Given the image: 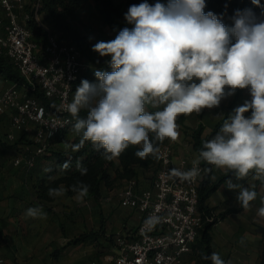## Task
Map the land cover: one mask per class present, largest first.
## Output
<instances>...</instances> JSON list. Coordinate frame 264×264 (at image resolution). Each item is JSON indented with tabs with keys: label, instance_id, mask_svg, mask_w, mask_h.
<instances>
[{
	"label": "clouds",
	"instance_id": "obj_1",
	"mask_svg": "<svg viewBox=\"0 0 264 264\" xmlns=\"http://www.w3.org/2000/svg\"><path fill=\"white\" fill-rule=\"evenodd\" d=\"M251 3L264 8L260 0ZM205 8L206 0H143L130 5L124 18L132 27L92 46L100 57H110L106 63L111 71L96 70L95 82L81 80L67 104L73 131L80 137L72 148L77 151L90 142L111 161L136 146L137 158L158 160L165 140L180 139L178 118L218 108L237 90L248 89L251 99L222 116L218 131L202 141L193 166L173 168L170 176L191 183L203 173L215 181L210 174L222 170L225 188L236 192L239 206L249 210L258 197L255 182L264 185V10L257 15L252 8L236 9L229 16L227 4L219 15ZM69 167L70 161H65L61 170ZM76 167L82 176L87 174L80 162ZM71 191L82 202L89 186L78 181ZM65 192L64 186L48 189L53 198ZM24 215L47 219L39 206ZM257 215L264 218V196ZM162 222L161 216L151 214L145 225L155 228ZM239 243L243 245L244 238ZM201 258L210 264H232L217 252Z\"/></svg>",
	"mask_w": 264,
	"mask_h": 264
},
{
	"label": "built area",
	"instance_id": "obj_2",
	"mask_svg": "<svg viewBox=\"0 0 264 264\" xmlns=\"http://www.w3.org/2000/svg\"><path fill=\"white\" fill-rule=\"evenodd\" d=\"M27 4L24 0H0V54L9 58L25 80L24 89L15 84L0 86V117L9 116L8 140L14 141L16 134H33L32 155L20 154L13 161L15 166L30 170L37 156L48 154L55 136L75 123L66 110L72 101V83L89 65L77 46L61 42L57 33L41 21L39 0L31 4V11ZM31 19L46 32L44 44L28 27ZM37 88L46 98L54 99L53 109L28 94V90ZM160 149V159H156L146 188L137 178H131L103 198L106 202L114 199L120 207L139 214L132 235L114 234L116 254L107 264H182L192 251L203 221H213L212 216L204 218L197 209L203 173L191 183L170 176L173 168L190 169L195 159L185 155L176 158L170 141ZM199 167L203 169L201 164ZM151 214L163 218L155 228L145 225Z\"/></svg>",
	"mask_w": 264,
	"mask_h": 264
},
{
	"label": "crops",
	"instance_id": "obj_3",
	"mask_svg": "<svg viewBox=\"0 0 264 264\" xmlns=\"http://www.w3.org/2000/svg\"><path fill=\"white\" fill-rule=\"evenodd\" d=\"M91 3L96 10L94 3L88 1L84 3L79 13ZM105 28L109 32L108 28ZM35 37L40 42L37 34ZM10 84L0 79L1 87ZM198 122L196 114L195 126L186 128V134H191ZM10 127L8 114H3L0 117V264H61V261H58L59 255L54 261L49 255L44 256L43 252H48L52 245L63 243L62 241H67L65 247L86 248L85 252L67 259L64 264H107L109 258L116 254L115 243H111L108 236L113 235L116 230H122L121 233L125 235H132L138 225V212L120 207L116 201L106 202L103 198L106 191L110 190L107 188H103L97 201L87 195L82 202H77L75 195L69 196L65 192L60 198L55 197L52 202H39L34 196V183L45 175L52 164L42 156H37V163L31 171L25 170L22 166H15L13 161L18 155H32L33 145L25 143L31 141L33 134L30 132L16 134V141H10L6 136ZM208 134L205 127L203 135ZM180 140L181 137L177 141L179 146H174L175 157L185 155L196 159V153L192 150L188 155ZM222 174H224L222 170L215 169L212 173L217 178ZM141 179L144 181L141 187L146 188L149 185V175L144 173L140 176V185ZM248 183L245 181L246 186ZM255 183L258 197L252 202V207L249 210L242 209L226 214L211 230L213 251L219 253L225 261L231 260L232 264H264V261L261 263L264 251V218L257 215L260 196H264V185ZM236 195V192L225 188L223 181L208 199V204L215 208L216 214L225 212L228 208H238ZM37 206L42 207L47 213L46 220L25 217L24 213L28 208ZM100 209L103 211L102 215ZM101 228L103 233L98 234L96 239L91 236L83 242L69 244L77 236ZM241 238L245 240L243 245L239 243ZM95 243L100 246H96ZM190 254L186 255L183 261Z\"/></svg>",
	"mask_w": 264,
	"mask_h": 264
},
{
	"label": "trees",
	"instance_id": "obj_4",
	"mask_svg": "<svg viewBox=\"0 0 264 264\" xmlns=\"http://www.w3.org/2000/svg\"><path fill=\"white\" fill-rule=\"evenodd\" d=\"M27 4V10L31 11V4L37 0H29ZM91 1L94 3L97 10V14L100 23L107 27L110 34L115 39L118 32L124 27L131 28L124 15L128 11V8L132 4H139L142 0H39L40 2V13H43L50 25L51 29L55 31L58 38L63 43H69L77 46L82 52V59L86 54L85 46L89 42V37L80 31L79 24L81 23L80 9L85 2ZM262 6H264V0H260ZM227 4V13L232 15L236 9L252 8L253 11L259 15L264 8L256 7L251 3V0H206L205 12L212 11L216 14H221L225 10ZM1 9V8H0ZM2 12V11H1ZM2 14V13H1ZM0 14V16H1ZM225 24H231L227 18L224 20ZM30 29L40 37V42L44 44L46 38V32L40 27H37L36 21L31 19L27 22ZM85 61V60H84ZM88 68L81 71L79 77L72 83L71 97L73 99L74 93L77 87L80 85L81 80L87 79L90 82H95L96 77L94 72L96 70L111 71V68L105 62V60H98L92 56H89L88 62L86 61ZM0 79L7 81L11 84H15L17 88L24 89L25 80L19 73V71L12 65L9 58L0 54ZM243 90H237L234 98L229 101L227 109L236 102L241 96ZM28 94L38 98L48 108L53 109L55 101L54 99H48L44 94L37 88L36 90H28ZM204 110L201 114L197 115L199 122L195 128L192 129L190 134V142L192 150L198 155V149L201 146L202 141L211 139L212 136L218 131L221 126V121L217 122L214 128L208 135L204 134V125L202 123V117ZM85 115L81 112V116ZM68 129L55 136L52 140L48 154L40 155L45 160L49 161L52 166L48 168L45 175L38 178L34 183V196L39 202L49 203L54 201L55 198L48 195L49 188H58L64 186L66 194L69 196L75 195L71 191V186L78 181L84 182L89 186L88 195L94 200H98L101 196L103 188L112 189L115 186H120L124 180L131 178H137L140 182V176L144 173L152 175L154 173V165L156 159L149 157L146 160L137 158L134 153L136 146H130L125 150L118 158L111 161H107L102 158L100 152L93 149L90 142H86L85 145L77 151H74L72 146L79 143V135L76 133L70 138V134H67ZM7 136V135H6ZM16 141V139L14 140ZM169 142L165 140L163 144ZM26 145H31L32 141H27ZM65 144V148L58 146ZM161 144V145H163ZM160 145V146H161ZM65 161H70V167L66 170H61V165ZM80 162L82 166L88 169L86 175H81L77 170L76 164ZM37 163V157L35 159V167ZM201 166L204 168L206 165L201 162ZM31 168V169H33ZM28 170V171H31ZM149 175V176H150ZM212 175V173L210 174ZM227 179L222 174L215 181H212L209 176L203 175L202 180L198 187V206L197 209L205 218L206 216L213 217V221L204 220L202 227L199 229V234L195 243L192 245V258L195 261L194 264H210V261H205L201 257L203 255H210L213 251L212 247V227L221 221L226 214L231 212H238L242 210L232 207L228 208L225 212L215 213V208H212L208 204L210 196L218 189L221 183ZM257 191V188H256ZM46 210H49L46 208ZM103 228L95 232H85L72 239L69 244H77L85 241L88 237L96 236L103 233ZM111 243H114V236H108ZM96 246H100L95 243ZM52 259L57 260L59 250H53ZM262 261H264V251H262Z\"/></svg>",
	"mask_w": 264,
	"mask_h": 264
},
{
	"label": "rangeland",
	"instance_id": "obj_5",
	"mask_svg": "<svg viewBox=\"0 0 264 264\" xmlns=\"http://www.w3.org/2000/svg\"><path fill=\"white\" fill-rule=\"evenodd\" d=\"M26 3H29V0H24ZM157 2V0H148L149 4H155ZM161 3H167V0H160ZM93 4L91 3V5L89 7H84V10H82V12L80 13L81 18V23L79 24L80 26V31L84 34H86L89 37V42L88 44L85 46L86 49V54L84 56V60L85 62H88L89 56H92L98 60H105V62L107 60L110 59V57H100L98 53L92 51V46L98 42V41H109V40H113V36L107 31V29L100 23L98 14L96 12V10L94 9V7L92 6ZM39 18L41 19V21L44 24H48L46 17L43 13H39ZM49 25V24H48ZM50 26V25H49ZM234 98V96L225 99L221 102L220 106L218 108H213L211 110L209 109H204V114L202 117V121L206 127V133H210L212 128L214 127V125L219 122L221 120V124L223 122V117H226L229 113L232 112V110L237 107L240 106L244 103L245 100H250L251 96H250V91L248 89H244V91L242 92L241 96L239 97L238 100H236V102L234 104L231 105V107L229 109H227V105L229 103L230 100H232ZM247 115V114H246ZM223 116V117H222ZM195 122H196V114L193 113L191 116L189 117H183L181 116L180 118H178L177 123L179 124V131H180V137H181V145L182 147L186 150L187 154H191L192 153V147H191V142H190V134H186L185 129L186 128H191L192 126H195ZM68 133L70 134V138L75 134V132L73 131V126L70 127L68 129ZM183 132V133H182ZM185 133V134H184ZM173 146H179V144L177 142H171ZM61 147L65 148V144L62 145H58ZM177 146V147H178ZM175 148V147H174ZM27 172V171H26ZM150 175V174H148ZM146 178H143V180H145ZM142 180V179H141ZM141 181V186L143 185L144 181ZM118 186H115L114 188L107 190L105 193L106 195H111L115 189ZM61 197V196H60ZM59 197V198H60ZM111 202H115V200L113 199ZM97 212V211H96ZM99 212L101 213V215L103 214L102 209L99 210ZM59 213H61V211H59ZM117 232H122L121 231H114L113 232V236L114 234H116ZM100 238H102V236H100ZM99 238V239H100ZM63 243H59V244H54L52 245L53 247L48 251V252H43V255L47 256L49 255L50 258L52 257V251L53 250H59V258L58 261H61V264H64L66 262L67 259L72 258L74 255H78L80 252H85L86 248L85 247H79L77 249H74V247L68 246L65 247V244L67 241H62ZM62 247H65L64 249ZM51 262H53V260L51 259ZM182 264H194L193 258H192V253L185 258V260L183 261Z\"/></svg>",
	"mask_w": 264,
	"mask_h": 264
}]
</instances>
